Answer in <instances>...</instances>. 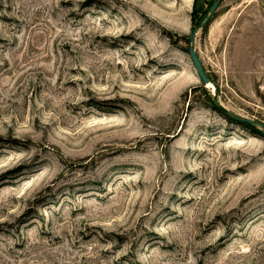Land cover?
Segmentation results:
<instances>
[{"label":"rangeland","instance_id":"1","mask_svg":"<svg viewBox=\"0 0 264 264\" xmlns=\"http://www.w3.org/2000/svg\"><path fill=\"white\" fill-rule=\"evenodd\" d=\"M214 2L0 0V264H264V0L216 93Z\"/></svg>","mask_w":264,"mask_h":264},{"label":"water","instance_id":"2","mask_svg":"<svg viewBox=\"0 0 264 264\" xmlns=\"http://www.w3.org/2000/svg\"><path fill=\"white\" fill-rule=\"evenodd\" d=\"M219 4H220V0H215V2L210 7L209 13L206 16V18L203 19L198 26H195L189 35V52H190L194 67L197 71V74H198L200 80L202 81V83L204 85L210 84L212 82H211V79L206 75V73L204 71V67L200 61V58H199L198 54L196 53V50L194 48V40H195V36H196L198 29L203 28L209 22V20L213 16L214 12L218 8ZM213 91H214V93H216L215 88L213 89ZM229 115L232 116L233 118L237 119L240 122H244V123H248V124L254 123V121H252V120L243 119V118H240V117H238L234 114H231V113H229Z\"/></svg>","mask_w":264,"mask_h":264},{"label":"bare ground","instance_id":"3","mask_svg":"<svg viewBox=\"0 0 264 264\" xmlns=\"http://www.w3.org/2000/svg\"><path fill=\"white\" fill-rule=\"evenodd\" d=\"M208 85H211L210 87H212V89H214V86H213V84H212V83H210V84H207L206 86L208 87Z\"/></svg>","mask_w":264,"mask_h":264},{"label":"trees","instance_id":"4","mask_svg":"<svg viewBox=\"0 0 264 264\" xmlns=\"http://www.w3.org/2000/svg\"><path fill=\"white\" fill-rule=\"evenodd\" d=\"M244 124H245V123H244ZM246 125L249 126V127H253L252 125H250V124H248V123H246Z\"/></svg>","mask_w":264,"mask_h":264}]
</instances>
